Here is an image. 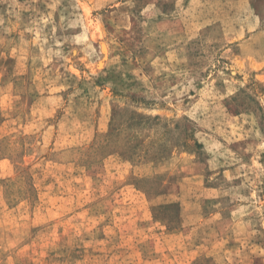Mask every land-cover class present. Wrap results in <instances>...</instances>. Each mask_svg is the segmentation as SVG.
<instances>
[{
	"label": "rangeland",
	"instance_id": "374dc122",
	"mask_svg": "<svg viewBox=\"0 0 264 264\" xmlns=\"http://www.w3.org/2000/svg\"><path fill=\"white\" fill-rule=\"evenodd\" d=\"M0 264H264V0H0Z\"/></svg>",
	"mask_w": 264,
	"mask_h": 264
}]
</instances>
